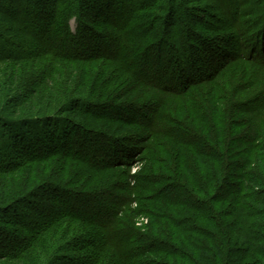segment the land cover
<instances>
[{
  "label": "trees",
  "instance_id": "1",
  "mask_svg": "<svg viewBox=\"0 0 264 264\" xmlns=\"http://www.w3.org/2000/svg\"><path fill=\"white\" fill-rule=\"evenodd\" d=\"M244 1L242 8L254 12V0ZM38 2L34 0L32 11L30 3L20 20L16 11L12 17L24 27L19 33L27 36L25 41L18 43L17 36L10 40L0 33V61L11 62L17 73L21 68L24 78L21 90L13 91L22 106L0 112V174L23 172L26 165L44 163L53 153L86 163L92 178H105L106 191L116 188L120 194L114 198L111 193L91 191L78 198L82 207H76V196L73 200L69 195L60 202L65 209L38 208L39 215L44 213L41 220L52 212L57 215L47 228H40V234L36 228L41 221L25 215L20 222L14 214L18 221L11 220L12 229L0 228V260L18 256L13 253L22 243L39 244L40 235L58 222L74 220L88 230L70 228L71 245L63 251L79 256L63 259L67 264H264V30L255 28L249 37L252 44L241 54L215 45L218 38L193 39L189 30L174 48L158 44L163 32L158 28L160 15L167 7L159 6L160 0H134L132 5L141 9L130 8L122 24L108 19L109 35L93 31L80 6L74 10L67 4V10L55 13L44 11ZM116 3L115 16L124 20L123 1ZM195 43L204 44L209 53L199 54ZM88 48L104 53L89 55ZM45 57L52 60L48 66L42 62ZM98 59L112 60L123 71L113 75V66L109 79L101 68L98 78H106L108 84L102 86L97 102L90 93L93 89L87 97L81 95L88 70L83 81L70 66ZM59 62L70 66L62 72L54 68ZM68 73L71 77L62 81ZM159 91V103H147ZM23 109L27 112L20 119L4 114ZM138 115L146 120L134 122ZM29 128L32 134L22 133ZM142 128L148 132L146 139L139 136V142H131ZM69 130L81 139L75 142L77 152L92 153L91 159L66 151ZM81 137L87 138L85 143ZM57 139L65 150L53 148ZM100 141L112 147L110 157L94 163L92 159L107 150ZM122 149L131 160L115 154ZM138 163L140 172L128 176L126 170ZM45 171L44 178L32 175L55 178ZM121 178L132 182L113 185ZM60 179L54 182L63 183ZM36 185L28 180L22 195L11 200L7 198L18 189L1 187L0 218L16 212L12 203L34 198ZM106 197L112 207L102 201ZM140 218L146 219L144 229L137 226ZM18 225L23 233L13 230Z\"/></svg>",
  "mask_w": 264,
  "mask_h": 264
},
{
  "label": "rangeland",
  "instance_id": "2",
  "mask_svg": "<svg viewBox=\"0 0 264 264\" xmlns=\"http://www.w3.org/2000/svg\"><path fill=\"white\" fill-rule=\"evenodd\" d=\"M119 1H123L122 9L124 13L127 14V17L124 18V20L121 19L118 20L117 16H115L116 15L115 13L117 11L115 7H117L118 4L116 2ZM133 1L134 0H110V1L106 0V3L108 4L107 5L105 4V0H39L38 5L40 6L44 5L43 8L44 11L53 10V12L55 13L56 12L62 13L63 11L67 10L68 9L67 4L70 5L72 4L70 8L72 7L74 10L77 9L78 6H80L81 10H84L86 12V17H88L89 19L88 20L89 27L93 31H97L100 34L102 32L105 35H109L110 32H108L107 30L108 19L110 20L116 19V21L122 24L126 22V19L129 17L128 15L130 14L129 11L130 8L134 7L136 11H139L141 9V6L138 4L132 5ZM245 3L246 2L244 0H233V2H231V0H160V2H158V5L160 6L162 4H166L167 7L165 10L166 13L164 15H160L162 18L160 20L161 24L159 23L160 26H158V28L161 27L163 32H161V35H159L160 40L158 44L159 46L170 44L174 46V48H176L175 46L179 44L178 41H180L183 38L181 36H183V34L185 35L189 30L191 32L193 39L197 38V40L203 42V41H208L212 38H216V39L218 38L220 39L219 40L220 42H218V44L215 43V45H219V46L221 45L222 47L228 46L230 47L229 49L235 52V54H241L247 51V46L252 44V41L249 39V37L251 36V33L253 31H257V29L255 28H258L259 30H264L263 28L264 0H254L252 2L254 4L251 3L254 12H248V13L244 8H242L243 6H245ZM29 4L31 6L30 9L32 11L33 7H35L34 0H0V33L4 35V38L12 40L14 39V36H17L16 39L18 43H20L21 40L25 41L26 39L25 37L27 36L25 34L21 35L19 33L25 30L24 27L22 25H19L17 22H15V20L12 19V17L14 15V12L16 11L18 13L17 16L20 20L22 18V15L24 14V9L29 7ZM237 5H239V8ZM253 5H255V7ZM257 6L259 8L262 7L260 11L255 10ZM246 7H248V5ZM101 8L102 10H100L99 13H96V10L99 11V9ZM110 9L114 10L115 12L113 13L112 11H110ZM236 11H238L239 13H236ZM253 13H255L256 15L251 17ZM229 14L231 16H228ZM256 17H258V20H256ZM229 26L231 27L233 26V29L231 30L228 29ZM71 27L73 30L75 29L76 27L75 19L71 20ZM194 41L195 40H193V42ZM195 44H193V47L196 49L194 48L193 49L197 52H200L199 54L204 53L206 55L209 53L207 50H205L206 46L204 44L201 45H198L197 43ZM112 47L113 49H115L116 45H113ZM97 52L98 53H94L92 49L91 50L89 49L88 54L99 56L98 54L104 53V50H98ZM42 62L48 66V64L52 62V60L50 58L45 57L44 59H42ZM64 64L65 63L59 62L57 63V66H54V68L60 67L63 69L62 72L66 71L65 68H69L70 65L68 66ZM113 66H115V71H114L115 73H113V75H116L117 73L123 71L120 65L108 59L107 60L98 59L93 62H84L83 64L79 63L77 65L70 66V68L74 69L70 71L72 72L77 71L76 74L77 78L78 79L81 78L83 79V81L86 76L84 75L85 72H87L88 70V72L90 73L87 75L88 81L86 86L80 89L82 97H87L89 91L93 89L91 90L92 92L90 91L91 96L93 97V99H95L94 101L98 102V99H100L98 95L101 94L103 88L102 86L108 84V80L106 78L105 79L101 78V80L98 78L102 70L101 68H104V71H107V76L109 75V79H112L113 75L110 72L113 71L112 69ZM13 68L14 65H12L11 62L7 63L6 61L3 60L0 61V112H2L3 109H7V110L11 109V111H13L12 109L14 107L12 108V106L15 107L17 105L18 107L22 106V104H17L18 99L14 100L13 94L19 88H20L19 90H21L20 86L23 84L22 81H24V78L21 77L22 74L21 72L23 71L20 68L17 73V71H14ZM20 77L22 79H20ZM67 77H71V75L69 73L66 74L65 77L62 79V81L65 80ZM13 80L15 82H13ZM74 81L76 82V79ZM79 83L82 84L83 82H79ZM28 89H31V87H29ZM76 89L78 90V87H76ZM76 89L75 91L76 93H78ZM31 95H33V93ZM150 96L152 98H150V102L147 103L154 102L153 105H157L159 103L158 98L159 96H162V94L159 91L157 93V96L156 93L151 94ZM254 96L256 95H253V97ZM46 97H48V95L45 94L44 95L45 100L47 99ZM118 104L120 105V102ZM11 111L9 113H4V114H6L10 118L14 117L13 119L23 118L25 117V115H22V113L27 112V110L25 109L19 110L17 111V113L15 111L14 112ZM20 111L21 113L19 114ZM148 113L152 114V111L148 110L147 114ZM63 117H68L69 119L73 120L72 118L69 117V115L68 116L64 115ZM86 119L87 121H89L90 118H86ZM140 120H146V119L138 115L135 117L134 122ZM33 131L34 130L32 128L31 129L29 128V130L27 129L22 130V133L29 135L32 134ZM74 131L75 130H69L70 140H68L69 146L68 148H66L67 149L66 151H68L69 154L71 155H75V153L77 152V149L75 148L76 146L75 142H77V140H81L79 138V135L75 137L77 134ZM147 134H148L147 130L142 128L141 133L134 136L130 141L134 143L139 142L138 140L140 138L139 136L142 137V140H145ZM83 138L85 143L86 142L85 139L87 138L85 137ZM100 144H102L103 148L102 147L101 148L103 150L106 148V145H110L107 144L105 141H100ZM51 145L53 146V148L56 147L58 151L65 150L64 147H61L64 145H62L59 139H57L55 146L53 145V143ZM101 148H98V150H100ZM110 148H106L107 150L103 151L104 155L98 154L96 160L92 159L93 162L97 163L99 160H104L105 157L109 159L110 156H108L107 154L109 153ZM115 152H116L115 154L121 156V159L128 161L132 159V157L126 153L125 149ZM78 155H80L81 157L91 159L92 153L88 154L87 152H85L80 154L79 152H77V156ZM62 157L63 156L61 155H56L54 157L52 153L51 156H49V158L45 159L44 163H40V164L33 163L26 165L23 169L24 170L23 172H20L22 170L19 169L20 171L17 170L15 172H8V173L2 172L0 174V191H1V187L5 188V190L18 189L14 193L11 192L9 198H7L10 200L17 199L20 195H22L21 194V192L23 191L22 188H24L25 183L30 179L34 182L36 181L37 185H41V186L36 185L37 188L35 190H37V192L34 191L33 193V195H35L34 198L28 197L26 198V200H28L26 203L24 202L19 205L18 203L20 201L11 204L14 207L16 206L18 208L16 212H11V213L9 212L8 214L3 215L2 218H0L1 229L3 228L4 231L5 230L7 231L9 229L11 230L12 228L9 223L11 222V220L12 222L17 223L18 221L17 216L20 217L19 220L21 222L22 221L21 216L23 217L25 215H32L34 219L39 220V222L41 221V223H38L39 224L38 228H36L37 230L39 229V234H40L41 231L40 228L46 227L50 222V220L56 217L57 215L55 216L54 214L56 212H52L50 213L51 215L49 214L50 216L47 215L49 216V218L45 220L43 219L41 220L42 215L44 213L39 215L38 208L39 209L44 208L47 210L49 208H56L57 211L61 209H65L61 206L62 203L60 204V202L64 200V196L68 197L69 195H70L69 197L71 198L73 196H76L75 201L78 202V203L75 202V205H77L76 207H82L80 205L82 202H80L78 198L82 197L83 199V197L88 195L91 191H93V193L95 192L96 194L111 193L113 194L114 198L116 197V194L118 195L120 194V190L116 188H110L108 189V191H106L107 189L104 188L105 187L104 182L106 181L105 178H102L103 181L101 180V178H97V177L92 178L91 173L89 172L90 168L87 165H84L86 163L73 161L72 158H70L69 156L63 158ZM21 160H25L23 154H21ZM136 160H138V158ZM136 160L134 163H136ZM140 168H142V164L139 163L133 164L131 168H128L126 170L128 176L131 177L132 175L138 174L140 172ZM46 169H48V172L52 173V175L55 178L52 177V179L50 180L48 178V174L47 176L45 175V177L48 180H42L41 177H38L39 175V176H43L44 178V172H46L45 171ZM32 174H38V175L34 177V175ZM32 177L34 178L32 179ZM62 178H64V180H62ZM57 179L58 180L60 179V181H62L63 183L60 184V182H54L57 181ZM119 181L121 184H119ZM129 182H132L129 178H121V180L118 179L116 181H113V185H125L126 183ZM107 198L108 197L103 198V200L102 199L101 200L104 202L106 206L112 207L113 204H111V201ZM2 200L0 201L3 202ZM73 200L70 201L69 198H66V202L70 201L68 202L69 204L74 203ZM47 210H45V213H47L46 212ZM76 211L78 214H83V212H80L81 210L79 209H77ZM14 214L17 216H14ZM98 216H99L98 218L100 219L102 218L101 215ZM146 225H147L146 219L144 218L138 219L137 226L139 228L144 229ZM53 227L47 230V232H44L42 235H40L41 237L38 236L41 238L38 241L39 244H36L35 242L31 244V246H29V243L31 241L27 245H23L24 243H22L21 244L22 247L20 246L17 247V249H15L14 250L15 252L13 253L18 256H16L15 258L6 257L0 260V264H67L66 261L68 260H63V259L77 258L79 256L78 253L63 251L65 250L64 247L68 246L69 243L71 245L72 236L70 235L68 236L67 234L70 231V228L72 230L76 228V230L80 229L83 231H87L88 229L85 228L84 225H81L74 220L58 222V225L55 226L54 228ZM13 230H15L18 233H23V230H21V227L19 225L18 228L14 227Z\"/></svg>",
  "mask_w": 264,
  "mask_h": 264
}]
</instances>
